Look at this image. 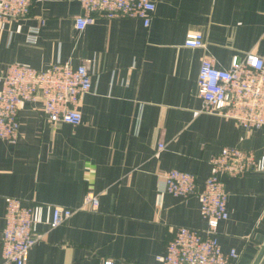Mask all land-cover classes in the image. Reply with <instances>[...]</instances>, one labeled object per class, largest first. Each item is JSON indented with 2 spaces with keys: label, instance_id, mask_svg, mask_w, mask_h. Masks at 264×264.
Instances as JSON below:
<instances>
[{
  "label": "crops",
  "instance_id": "0c3cea01",
  "mask_svg": "<svg viewBox=\"0 0 264 264\" xmlns=\"http://www.w3.org/2000/svg\"><path fill=\"white\" fill-rule=\"evenodd\" d=\"M154 3L148 27L96 15L78 30V0H32L27 16L0 25V71L59 61L85 64L91 78L80 124L51 123L41 99L26 101L16 141L0 139V237L6 196L73 210L54 228L39 225L26 264H154L175 227L207 228L197 195L162 190L168 170L193 173L200 190L222 147L264 156V126L248 131L206 112L197 94L202 58L220 68L250 52L264 58V0ZM41 19L37 41L28 43V27ZM187 31H200L204 47L184 45ZM224 184L228 217L216 237L223 252L238 253L235 264H251L264 236V171L225 176ZM87 191L98 196L94 210L79 209Z\"/></svg>",
  "mask_w": 264,
  "mask_h": 264
},
{
  "label": "built area",
  "instance_id": "2783aa9c",
  "mask_svg": "<svg viewBox=\"0 0 264 264\" xmlns=\"http://www.w3.org/2000/svg\"><path fill=\"white\" fill-rule=\"evenodd\" d=\"M83 10L75 19L82 30L94 22L95 16L106 18L133 17L148 27L155 10L154 0H78ZM32 0H0V25L28 15ZM41 19L28 27L26 41L35 43ZM184 45L204 47L200 31H187ZM91 78L85 64L53 62L44 69L11 63L0 71V139L15 142L18 134V111L26 101L41 99L43 113L51 123H81L79 103L90 90ZM197 94L203 110L228 117L251 131L264 126V58L247 53L233 57L229 67L215 66L211 57L201 60L197 75ZM162 148V145H158ZM210 172L200 190L193 173L170 169L164 175L162 190L177 197L197 195L199 210L207 228L198 230L177 226L165 251L156 255L154 264H235V249L223 252L216 237L220 220L228 217L225 176H243L251 170L264 171V156L236 146H224L210 160ZM98 196L87 191L79 209L94 210ZM4 226L0 237L3 264H26L31 247L40 238L39 225L54 228L67 220L73 210L32 202L23 204L17 197L4 198ZM101 264H115L103 259Z\"/></svg>",
  "mask_w": 264,
  "mask_h": 264
},
{
  "label": "water",
  "instance_id": "95a60500",
  "mask_svg": "<svg viewBox=\"0 0 264 264\" xmlns=\"http://www.w3.org/2000/svg\"><path fill=\"white\" fill-rule=\"evenodd\" d=\"M257 238L260 241L261 245H260L258 253L256 254L251 264H259L264 255V236L258 235Z\"/></svg>",
  "mask_w": 264,
  "mask_h": 264
}]
</instances>
